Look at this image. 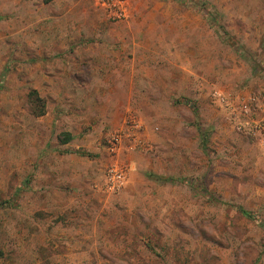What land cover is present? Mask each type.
Wrapping results in <instances>:
<instances>
[{
    "label": "rangeland",
    "instance_id": "rangeland-1",
    "mask_svg": "<svg viewBox=\"0 0 264 264\" xmlns=\"http://www.w3.org/2000/svg\"><path fill=\"white\" fill-rule=\"evenodd\" d=\"M129 4L0 0V264H264V0Z\"/></svg>",
    "mask_w": 264,
    "mask_h": 264
},
{
    "label": "built area",
    "instance_id": "built-area-1",
    "mask_svg": "<svg viewBox=\"0 0 264 264\" xmlns=\"http://www.w3.org/2000/svg\"><path fill=\"white\" fill-rule=\"evenodd\" d=\"M95 6L108 14L112 19L124 18L129 10L130 0H93ZM122 135L117 133L112 137V148L120 143ZM126 180V169L118 162H112L104 171L102 190L107 194H117L123 188Z\"/></svg>",
    "mask_w": 264,
    "mask_h": 264
},
{
    "label": "trees",
    "instance_id": "trees-1",
    "mask_svg": "<svg viewBox=\"0 0 264 264\" xmlns=\"http://www.w3.org/2000/svg\"><path fill=\"white\" fill-rule=\"evenodd\" d=\"M38 99H39V98H38ZM38 113H39V114H42V113H43V110H39ZM63 135H64V139L62 140V143H66V142H68V141L72 138V136H71V134H70L69 132H64ZM239 212H240L243 216L252 219V220H253L254 222H256L258 225H260L261 227L264 228V222L261 221L259 218L253 216L252 213H250L249 211H247V210H245V209H243V208H239Z\"/></svg>",
    "mask_w": 264,
    "mask_h": 264
},
{
    "label": "crops",
    "instance_id": "crops-1",
    "mask_svg": "<svg viewBox=\"0 0 264 264\" xmlns=\"http://www.w3.org/2000/svg\"><path fill=\"white\" fill-rule=\"evenodd\" d=\"M107 59L103 58V56L100 57L99 61H106ZM80 61H83V59H81ZM87 62H90L89 58L86 60ZM94 61V58L93 56H91V62ZM114 61V60H113ZM101 66V65H98V67ZM124 108H127V105L124 106ZM113 114V113H112ZM110 115H111V112H110ZM123 129V128H122ZM71 136L73 137L74 133L70 132Z\"/></svg>",
    "mask_w": 264,
    "mask_h": 264
}]
</instances>
